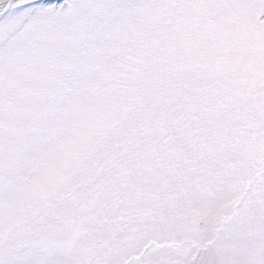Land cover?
I'll use <instances>...</instances> for the list:
<instances>
[{
    "label": "snow or ice",
    "instance_id": "1",
    "mask_svg": "<svg viewBox=\"0 0 264 264\" xmlns=\"http://www.w3.org/2000/svg\"><path fill=\"white\" fill-rule=\"evenodd\" d=\"M0 264H264V0H0Z\"/></svg>",
    "mask_w": 264,
    "mask_h": 264
}]
</instances>
